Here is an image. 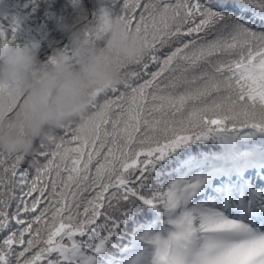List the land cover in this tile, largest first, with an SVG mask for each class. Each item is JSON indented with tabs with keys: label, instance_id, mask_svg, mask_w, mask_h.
I'll list each match as a JSON object with an SVG mask.
<instances>
[{
	"label": "snow or ice",
	"instance_id": "snow-or-ice-1",
	"mask_svg": "<svg viewBox=\"0 0 264 264\" xmlns=\"http://www.w3.org/2000/svg\"><path fill=\"white\" fill-rule=\"evenodd\" d=\"M119 16L148 51L98 93L94 139L68 127L23 172L0 151V264H264V0Z\"/></svg>",
	"mask_w": 264,
	"mask_h": 264
},
{
	"label": "clouds",
	"instance_id": "clouds-1",
	"mask_svg": "<svg viewBox=\"0 0 264 264\" xmlns=\"http://www.w3.org/2000/svg\"><path fill=\"white\" fill-rule=\"evenodd\" d=\"M71 42V54L56 49L42 62L35 44L0 41V151L34 167L40 145L59 142L68 127L94 139L105 118L93 107L98 93L130 83L124 66L148 51L143 33L111 12L72 31Z\"/></svg>",
	"mask_w": 264,
	"mask_h": 264
},
{
	"label": "trees",
	"instance_id": "trees-1",
	"mask_svg": "<svg viewBox=\"0 0 264 264\" xmlns=\"http://www.w3.org/2000/svg\"><path fill=\"white\" fill-rule=\"evenodd\" d=\"M105 9L122 15L123 0L116 4L112 0H0V19L5 15L9 20L19 17L21 27L13 43L19 47L37 45L39 59L47 62L56 49L71 54V32L86 31L89 23L95 22ZM64 25L72 27L65 29ZM26 167L27 163L20 171Z\"/></svg>",
	"mask_w": 264,
	"mask_h": 264
}]
</instances>
